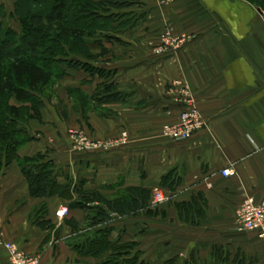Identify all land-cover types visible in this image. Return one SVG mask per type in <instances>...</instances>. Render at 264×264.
I'll use <instances>...</instances> for the list:
<instances>
[{
    "label": "crops",
    "instance_id": "1",
    "mask_svg": "<svg viewBox=\"0 0 264 264\" xmlns=\"http://www.w3.org/2000/svg\"><path fill=\"white\" fill-rule=\"evenodd\" d=\"M132 1L118 36L129 46L113 64L124 103L109 104V118L89 114L87 122L74 120L96 139H119L126 132V143L109 152V161H86L92 157L74 152L63 123L56 115L45 117L43 109L41 122L27 125L33 139L18 155L47 153L58 184L73 178L109 201L128 188L145 189L151 196L148 212L88 228L84 210L65 207L71 200L31 197L13 161L0 170L4 241L39 256L41 264H97L103 256L74 248L67 225L74 219L81 235L106 228L114 247L130 244L125 261L138 255V264H264V238L237 231L234 220L245 198L264 205V11L248 0ZM173 40L180 43L164 44ZM181 91L192 98L204 126L189 140L173 142L161 131L184 109ZM226 168L235 176L222 178ZM165 177L177 183L168 195ZM157 190L167 200L151 208ZM61 207L67 210L62 220L56 216ZM44 219L54 228L42 230L38 223ZM0 264H10L1 245Z\"/></svg>",
    "mask_w": 264,
    "mask_h": 264
},
{
    "label": "trees",
    "instance_id": "2",
    "mask_svg": "<svg viewBox=\"0 0 264 264\" xmlns=\"http://www.w3.org/2000/svg\"><path fill=\"white\" fill-rule=\"evenodd\" d=\"M248 1L264 11V0ZM135 4L132 0H16L10 16L20 20L23 26L21 32L18 34L0 20V170L15 161L31 197L60 196L71 200L68 208L84 210L88 228H97L107 225L114 218L147 211L150 192L142 188H128L123 197L109 201L99 191L83 190L76 199H72L69 187L58 184L54 163L47 153L21 158L18 150L32 141L33 137L26 127L31 121L41 122L42 110L46 103L53 100V88L67 75L70 76L67 70L79 71L85 67L78 60L62 61L64 57L59 49L64 47L63 43L68 45L70 54L88 57L90 49L86 40L98 35H104L109 41L116 39L109 33L126 28L128 20L124 17L130 14L127 11ZM76 91L82 92L80 89ZM125 98L113 79L102 84L90 97L81 94L76 100L83 109L87 104L99 107L121 104ZM59 104L54 105V109L59 117L65 119L66 113L60 110ZM166 177L162 186L174 191L175 179L168 181ZM67 225L75 235L74 248L82 254L98 259L108 251L112 258L101 264H138V255L131 261L120 259L127 256L132 247L130 244L114 247L108 241V229L101 228L94 235L85 233L84 236L79 233L83 228L80 229L74 219L67 220ZM38 226L42 230L54 228L46 219Z\"/></svg>",
    "mask_w": 264,
    "mask_h": 264
},
{
    "label": "rangeland",
    "instance_id": "3",
    "mask_svg": "<svg viewBox=\"0 0 264 264\" xmlns=\"http://www.w3.org/2000/svg\"><path fill=\"white\" fill-rule=\"evenodd\" d=\"M15 1L16 0H6V3L0 5L3 7V9H0V20L1 19L3 20L4 26L10 27L19 34L23 27L22 23L20 22V20L10 16ZM109 34L110 35L112 34V36L118 39V41L116 39H114L113 41H109V39L104 38V35H98L91 39H87L86 43L89 46L90 54L88 55V57L85 58L79 57L78 55L70 54V49L66 43H63L64 47L59 49L62 57H64L62 59L63 62L67 60H73V61L78 60L84 63L85 67L84 69L79 71L67 70V72L70 73V76L67 75L63 80H61L58 84L55 85L52 91V94L54 95L53 100L51 101V103H46L43 112L45 114V117L47 118H50L49 116L56 115V117L60 120V122L63 123L66 129L65 133L69 141L68 144L72 147V150L74 147V141H73L74 132H82L84 135H86V137L96 140V136L93 135V131H91V129L88 126H81V127L76 126L74 120L75 119L77 120V117L82 118L83 122H86L88 120L87 115L89 114L92 115L94 114L98 117H105V118L109 117L108 106L99 107V106L87 104L86 108L81 109V107L77 104V100H76L78 95L81 96V94L83 95L85 94L88 97H90L92 94H94L95 91H97L100 88L102 84L108 83L113 79L114 81H118L120 79L116 75L114 68L115 66H113V64L114 62L121 60V55L119 54L120 49L123 48L125 49L129 45L128 44H124V46L122 45L123 44L122 40L119 38L121 31L111 32ZM104 51L106 52L105 54H103ZM62 68L65 69L66 67L63 65ZM76 89H80L82 92L77 93ZM57 103H61L59 104L60 110L61 111L63 110L66 113L67 118L63 119L59 117V115L54 109V105H56ZM83 110L87 112H84ZM100 139H109V138H107V136H103L98 138V140ZM83 153H86L87 156L92 157L87 159L86 161L95 160V159L102 160V162L109 161V152H96V153L83 152ZM65 184L66 186L69 187V190L72 192V198L74 197L77 198L78 193L87 191V190L83 191L82 186H78L77 185L78 183H76L73 178H71V180L65 181ZM163 190L166 191L167 195L173 192L167 189L166 187H163ZM70 203L71 201L67 203L65 207L67 208V205H70ZM160 205L162 204L154 206L151 203V208L153 207L157 208ZM66 217L67 214L64 218ZM106 226L109 227V223ZM108 237H109V233H108ZM122 257L120 259H122ZM111 258L112 257H110V259ZM104 261H109L108 251L105 253V255H103V258H101L97 264H101ZM81 262L83 264H94V262L89 260H82ZM171 264H174V261L171 262Z\"/></svg>",
    "mask_w": 264,
    "mask_h": 264
},
{
    "label": "built area",
    "instance_id": "4",
    "mask_svg": "<svg viewBox=\"0 0 264 264\" xmlns=\"http://www.w3.org/2000/svg\"><path fill=\"white\" fill-rule=\"evenodd\" d=\"M180 41L173 40L170 43L164 41L166 45H178ZM183 96L184 109L180 112L177 122L165 125L162 128L161 135L173 142H183L189 140L195 132L201 130L204 126L203 120L197 108L194 106L192 98L188 93L181 91ZM128 135L122 132L119 139H90L82 132H74L73 151L77 153L83 152H110L120 147L127 141ZM222 178H232L235 171L232 168L222 169L220 171ZM167 198L157 190L152 196V205L163 204ZM67 214V210L61 207L56 216L62 220ZM234 220L236 230L239 232L254 233L259 238H264V205L258 204L252 197L245 198L235 209ZM0 245L5 249L10 264H41L40 257L29 255L20 250L15 244L5 242L0 226Z\"/></svg>",
    "mask_w": 264,
    "mask_h": 264
},
{
    "label": "bare ground",
    "instance_id": "5",
    "mask_svg": "<svg viewBox=\"0 0 264 264\" xmlns=\"http://www.w3.org/2000/svg\"><path fill=\"white\" fill-rule=\"evenodd\" d=\"M3 240H4V237H3ZM6 242V241H5Z\"/></svg>",
    "mask_w": 264,
    "mask_h": 264
},
{
    "label": "water",
    "instance_id": "6",
    "mask_svg": "<svg viewBox=\"0 0 264 264\" xmlns=\"http://www.w3.org/2000/svg\"><path fill=\"white\" fill-rule=\"evenodd\" d=\"M259 12H260V10H259Z\"/></svg>",
    "mask_w": 264,
    "mask_h": 264
}]
</instances>
